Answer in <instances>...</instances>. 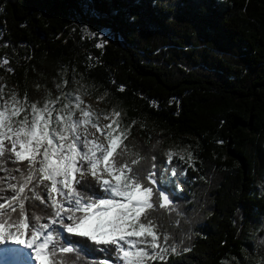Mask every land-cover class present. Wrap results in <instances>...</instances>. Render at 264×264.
Listing matches in <instances>:
<instances>
[{
	"label": "trees",
	"instance_id": "1",
	"mask_svg": "<svg viewBox=\"0 0 264 264\" xmlns=\"http://www.w3.org/2000/svg\"><path fill=\"white\" fill-rule=\"evenodd\" d=\"M83 24L111 31L104 48L73 31ZM73 71L123 123L136 121L130 147L158 164L175 142L192 151L194 167L181 164L180 210L163 213L165 229L190 235L192 251L171 264H261L264 0H0L8 91L55 96Z\"/></svg>",
	"mask_w": 264,
	"mask_h": 264
},
{
	"label": "snow or ice",
	"instance_id": "2",
	"mask_svg": "<svg viewBox=\"0 0 264 264\" xmlns=\"http://www.w3.org/2000/svg\"><path fill=\"white\" fill-rule=\"evenodd\" d=\"M68 83L37 100L0 86V264H171L191 252L190 235L169 234L163 213L180 210L192 151L168 149L158 164L127 143L135 120L94 110Z\"/></svg>",
	"mask_w": 264,
	"mask_h": 264
},
{
	"label": "rangeland",
	"instance_id": "3",
	"mask_svg": "<svg viewBox=\"0 0 264 264\" xmlns=\"http://www.w3.org/2000/svg\"><path fill=\"white\" fill-rule=\"evenodd\" d=\"M84 26H87L88 31L94 32L92 29H90V27H88V25L83 24V25H79V27L74 26V29H76V31L74 32H79L82 36V39L84 41L87 42H91L93 45H96L97 43H99L101 40H106L110 37L111 31L109 30H103L101 32H97L98 33V38H92L88 35V31H84L83 35H82V29H84ZM74 78L75 80H78L79 83H75L74 82ZM69 81V88L68 91H72L75 88H80L81 89V93L83 94V98L86 100V102L88 104H90L94 110L101 112V113H110L113 110H117L119 111V108L116 106H108L105 102L103 97H95L94 95H92V93L88 90L89 86L87 84V82L84 80V78L82 76H80L77 72L73 71L70 73V76L68 78ZM9 77L7 74H3L0 75V86H5V92H8L9 90ZM13 88V86H12ZM11 89V88H10ZM168 149H174V150H179V149H188V146H186L185 144H183L182 142H175L173 144H171L169 146ZM167 149V150H168ZM195 160V159H194ZM183 221L187 224L188 222H191V219H182V223Z\"/></svg>",
	"mask_w": 264,
	"mask_h": 264
}]
</instances>
